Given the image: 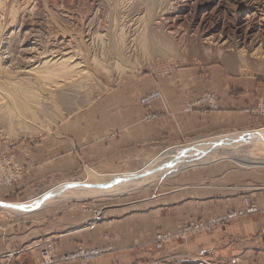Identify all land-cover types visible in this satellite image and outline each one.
Returning a JSON list of instances; mask_svg holds the SVG:
<instances>
[{"label": "rangeland", "instance_id": "rangeland-1", "mask_svg": "<svg viewBox=\"0 0 264 264\" xmlns=\"http://www.w3.org/2000/svg\"><path fill=\"white\" fill-rule=\"evenodd\" d=\"M180 2L0 0V144L1 152L12 157L13 163L17 164L16 145L24 143L28 147L56 131L61 133L60 130L80 140L82 146H77L80 153L88 146L91 135L100 140L107 137L112 141L120 139L122 133L136 125L142 134L146 135L152 130L158 136L153 149L150 146L143 151V145H139V151L125 153L108 164L85 165L77 159L79 163H76L83 167L78 166L73 176L71 174L69 178L46 187L42 192L35 191V194L12 201L11 204L36 198L64 182L89 178L90 171L102 173L105 175L104 180L110 181L115 175L140 171L146 162L159 157L168 148L176 149L219 135L264 128V114L254 110L260 108V99L264 98V44L244 47L239 36L234 34L230 45L222 47L216 41L207 42L201 32L196 31L193 23L176 25L174 28L163 13L178 10ZM227 2L230 7L225 9V14L229 16L226 20L231 25H238L239 18L251 12L254 13L251 23L263 26L262 0ZM200 3L196 6H204V2ZM61 31L64 36L74 38L70 50L74 57L71 60H76V63L82 61L79 64L82 73L73 77H59L61 72L58 71V74L53 72L47 76L48 69L59 70L54 61L44 64L43 60L38 64L28 59L31 53L34 54L32 43L46 47L55 43L62 35ZM227 90L236 99L245 96L244 99L250 101L239 106L236 111L248 116L252 121L251 126L218 132H194L180 130L179 125L175 124L177 128H170V134L160 137V131L165 129L168 121H176L181 117L189 123L193 117L218 113L221 94ZM12 94L16 102L12 100ZM152 94L160 95L150 103H143L144 98ZM23 104H28L34 112L25 111ZM18 112L23 116H19ZM68 123L74 124L76 129L73 132L62 129ZM252 145L244 144L245 148ZM223 152L219 150L210 163L188 167L117 195L55 199L25 214H17L0 206V220L4 216H11L14 220V217L23 219L22 227L16 232L25 236L26 240L20 247L8 251V254L21 251L8 257L11 264H19V261L20 264H35L39 254L36 246L47 240L54 241L59 251L65 252L61 246L63 232H53L54 224L47 218L43 222H34L37 211L42 210L38 213L46 212L55 218L65 213L63 206H76L87 212L92 204L100 206L106 221L117 223L123 220L119 225L126 232L120 234L122 241L115 233L113 240L109 229L102 241L81 244L111 249L90 264H203L200 259L205 258V261L216 264L211 255L181 252L183 249L179 248V243L253 216L264 217L263 213L225 222L207 231L176 236L163 248L155 247L153 238L156 233L169 232L163 230L164 226L175 225L177 229L171 232L174 234L183 226L189 227L190 223L203 220L199 219L202 211L200 207L204 206L201 201L227 195L219 187L230 184L248 187L264 183V165L243 166L226 158L228 155ZM90 168L92 170L89 171ZM228 175L229 180L226 178ZM23 176L24 169L20 168L18 180L10 187ZM250 188L246 189L248 195L243 197V204L245 198L258 201L249 195L253 192ZM263 204L258 201L259 207H263ZM232 210L239 209L228 211ZM219 216L222 215L212 217ZM135 221L144 225V231L151 228L152 233L156 232L147 240L143 233L140 234V241H136L137 237L133 241L128 240L132 223L136 225ZM113 242L121 245L116 246ZM109 257L116 258L103 263ZM5 264H8V260Z\"/></svg>", "mask_w": 264, "mask_h": 264}, {"label": "crops", "instance_id": "crops-1", "mask_svg": "<svg viewBox=\"0 0 264 264\" xmlns=\"http://www.w3.org/2000/svg\"><path fill=\"white\" fill-rule=\"evenodd\" d=\"M223 92L218 113L201 118L193 117L189 123L181 117L176 121H168L165 129L160 131V137L164 138L170 134L172 132L170 128H174L175 124L179 125L180 130L194 132H218L233 127L246 128L251 126V119L236 111L239 106L248 104L250 101L247 102L244 99L245 96L242 99H236L231 95L230 90ZM63 128H67L72 132L76 129L74 124L71 123L63 126ZM175 128H177V125ZM60 131L61 133H57L56 131L53 135L41 140L39 143L29 144L28 147L24 143L15 146L17 161V164H15L22 170L24 169V176L12 187L0 186V201L13 203L12 201L25 199L33 195L32 193L35 191L36 193H40L46 187L62 179L69 178L71 174L73 176L76 169H79L81 166L78 164L77 159L82 160L83 164L86 163L85 165L108 164L110 160L115 161L118 156L121 157L125 153L139 151V145H143V151L144 149L148 150L150 146L153 149L155 139L158 138L152 130H150V133L147 131L146 135L142 134L138 129V125H136L130 131L122 133L120 139L112 141L107 137L100 140L98 137L91 135L87 143L88 146L85 147L84 151L81 150L82 152L80 153L77 147L79 145L82 146L80 140L77 137L75 138L74 135H65V132ZM226 178L229 180L230 176L228 175ZM219 188L225 190V193H227L226 197H222L221 195L211 200L201 201L204 206H202L203 208L200 207L202 211L199 219L224 215L229 209H242L244 207L243 197L248 195L247 188L253 190L249 194L250 196L255 197L260 204L264 203V183L248 187L243 184H230ZM63 209L65 213L55 218L48 216L46 212L38 213L42 211L39 210L36 212L37 215H35L37 218L33 221L43 222L47 218L54 224L53 227L55 228L54 231L52 230L53 232L62 231L63 239L61 240V246L65 252H72L81 244L86 245V243L102 241L103 235L109 229L108 232L111 233L110 236L112 238L114 233L119 238L121 237V233L123 235L126 232L119 225V223L122 224L123 220L112 223V220L106 221L105 214L103 215V220L94 229H86L84 225L93 218L90 211L83 212L77 209L76 206H63ZM12 218L11 216H4L0 220V264L7 263V260L8 264H11L10 258H8L10 257L8 251L20 247L26 240L24 239L25 236H20L16 232L22 227L21 223L23 219L19 218V221L18 217H14L15 220ZM164 228V231L169 232H175L177 229L175 225H167ZM152 230L151 228H147L144 231L143 224L141 226L140 223H136V225L132 223L128 240L133 241L137 237L136 241H140L141 233L146 234L145 238L147 240L156 232L152 233ZM120 241H122V237ZM114 244L116 246L121 245V243ZM179 248L183 249L181 252H200L203 255H211L212 260L216 264H264V217L253 216L226 227H219L213 232L197 235L187 242L179 243ZM115 258H106L103 263L111 262Z\"/></svg>", "mask_w": 264, "mask_h": 264}, {"label": "bare ground", "instance_id": "bare-ground-1", "mask_svg": "<svg viewBox=\"0 0 264 264\" xmlns=\"http://www.w3.org/2000/svg\"><path fill=\"white\" fill-rule=\"evenodd\" d=\"M227 1L229 0H181L179 4L180 8L178 10L174 12L164 11L163 14L167 15L165 18L170 21L174 28L176 25L193 23L196 31L198 30L201 32L202 36L208 40L207 42L210 40L216 41V44H219L222 47H228L230 45L231 36L234 34L239 36V41L244 47L252 48L253 46L259 44L263 45L264 24L260 27L255 24L253 25V23H251V15L254 13L251 14V12H248L245 16L242 15L239 18L238 25H231V22L226 20V18L229 17L225 14V9L229 6ZM200 2H204V6H196ZM262 2H264V0H262ZM154 27L155 25L153 28ZM165 29H167V27ZM63 33L64 32H62V35L55 40V43L48 44L46 47L32 43V50L34 54L31 53L30 58L28 57L31 62L41 64L43 60H45L44 64H48L51 61H54L55 65L57 64L59 66V70H51V68L48 69L46 71L47 76H50L53 72H56L55 74L61 72L59 77L63 75L73 77L74 75L82 73V70L79 69V64L82 61L76 63V60H71L74 57V54L71 55L73 51H70L74 38L71 36H64ZM36 72L40 73L42 71ZM0 85H2V83H0ZM11 97L12 100L16 102L15 95L12 94ZM23 105L25 111L34 112L28 104ZM17 114H19V116H23L19 112ZM247 143L253 145L245 148L244 144ZM219 150H224L223 154L228 155L227 157L224 155L226 158H229L230 160L232 159L234 162L243 166H253L255 164L264 165V128L257 130H245L242 132L239 131V133L235 134L228 133L225 135H219L211 139H205L198 143H188L176 149L168 148L159 157L146 162L140 171L115 175L112 177V180L110 179V181H105L106 179L104 180V174L90 171V177L84 180L79 179L77 181L64 182L59 186L53 187L48 192L25 202L11 204L9 202L0 201L1 203H6L5 205L0 206L3 209L17 214H25L30 213L32 210L38 209L40 206H44L55 199L61 200L63 198L66 199L73 197L121 194L127 189L147 185L163 177L185 170L188 167H197L210 163Z\"/></svg>", "mask_w": 264, "mask_h": 264}, {"label": "built area", "instance_id": "built-area-1", "mask_svg": "<svg viewBox=\"0 0 264 264\" xmlns=\"http://www.w3.org/2000/svg\"><path fill=\"white\" fill-rule=\"evenodd\" d=\"M160 94L148 95L144 98L143 103H150L155 100ZM214 100V96L212 101ZM264 98L260 99V108L254 109L258 112L264 114ZM216 107V104H213ZM2 146L0 144V152ZM0 155V184L5 186H10L15 180H18L20 168L12 162V157L1 152ZM84 209H87L84 207ZM93 215V218L84 225L86 229H94L98 223L103 220V210L97 204H92L89 208ZM264 214V204L263 207H259L258 201H252L249 198L244 199V207L239 210L228 211L226 214L219 217H212L209 219H203L200 221H195L190 223V226H183L178 232L172 234L171 232H160L156 233L153 238V244L157 248H163L165 244L170 241V239L177 237H184L186 234L196 233L200 231H207L213 227L220 226L225 222L233 221L240 218L250 217L257 214ZM36 247L38 250L36 263L35 264H90L92 260L102 257L104 254L109 252L111 249L109 247L93 246L86 247L84 245H79L76 250L72 252H61L58 249L57 243L54 241L47 240L44 244H38ZM21 251H13L10 257L15 254H20ZM19 257V256H17ZM203 258V257H202ZM21 257H19V260ZM206 259V258H205ZM205 259H200L203 264H211L210 261H205ZM18 260V261H19ZM24 262V261H23ZM21 261H19V264ZM25 263V262H24Z\"/></svg>", "mask_w": 264, "mask_h": 264}, {"label": "water", "instance_id": "water-1", "mask_svg": "<svg viewBox=\"0 0 264 264\" xmlns=\"http://www.w3.org/2000/svg\"><path fill=\"white\" fill-rule=\"evenodd\" d=\"M5 204H6V203H1V202H0V205H5ZM7 205H8V204H7Z\"/></svg>", "mask_w": 264, "mask_h": 264}]
</instances>
